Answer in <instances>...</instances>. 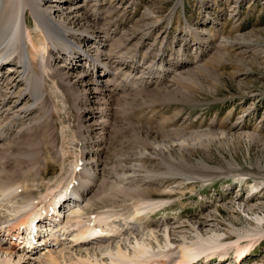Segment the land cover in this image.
<instances>
[{"label": "rangeland", "instance_id": "374dc122", "mask_svg": "<svg viewBox=\"0 0 264 264\" xmlns=\"http://www.w3.org/2000/svg\"><path fill=\"white\" fill-rule=\"evenodd\" d=\"M2 1L0 28L7 14L4 10L1 15ZM71 1L66 6L85 5L83 10L89 20L83 21L84 27H99L111 34L103 49L114 53L111 60L117 65L122 85L109 103H93L109 113L103 117L105 129L93 134L88 130L93 119L89 123L84 120V110L89 105L85 93L74 84H66L62 74L50 76L54 69L47 64L48 73L44 69L42 79L35 81L40 91L31 119L22 125L17 137L0 143V175L8 181L5 183L12 184L14 180L16 184L27 173L32 179L28 183L35 184L36 189L45 176L44 182L55 193L66 192L64 184H73L70 180L74 175L76 178L84 143L91 142L97 149L93 157L100 160V167L107 174L122 165L135 169L133 185L119 183V187L148 189L155 196L138 203L128 192L114 189L109 192L110 198H102L104 201L93 212H79L84 216L80 217L82 220L101 216L95 225L120 234L91 238L79 247L65 240L67 259L83 254L93 261L110 263L122 246L135 261L175 264L181 253L180 244L223 241L232 235V240L223 241L222 248L209 247L208 251L214 254L204 253L202 257L211 256L196 264H238V245L233 241L251 235L240 241L244 245L264 232V0ZM59 12H55L57 19ZM26 18L28 22L34 20L33 13L28 12ZM63 21L69 24V20ZM28 24L22 46L30 58V40L36 41L39 32L33 22ZM99 38L94 36L91 43L100 42ZM8 64L3 71L10 70ZM58 64L68 63L61 58ZM65 71L75 72L68 71V67ZM102 71L99 68L92 79L101 81L108 75ZM45 168L48 171L44 174ZM99 182L100 179L89 197H101L109 185L115 186L107 181L100 187ZM252 188H257L256 195H249ZM47 193L48 189H39L35 198L40 201ZM79 198L76 206L65 202L66 207L62 208L58 204L62 224H69L65 221L73 209L84 207L86 200ZM137 207L141 208L139 214L146 217L138 221L129 218L136 223L127 227L129 221L125 224L123 217L134 215ZM204 219H208V224L199 231L196 223ZM41 227L38 229L42 234L34 242L41 244L32 256L20 258L14 250L11 255L0 250V261L13 255L11 264H17L19 258L21 264H48L49 250L54 248L52 251L58 253L64 247L50 244V235L45 242L43 236L48 232ZM170 231L174 232L170 239L173 243L167 245ZM15 241L20 243L19 238ZM137 242L148 246L145 254L135 255V247L140 246ZM10 244L7 239L4 247ZM241 264H264V237Z\"/></svg>", "mask_w": 264, "mask_h": 264}, {"label": "bare ground", "instance_id": "6f19581e", "mask_svg": "<svg viewBox=\"0 0 264 264\" xmlns=\"http://www.w3.org/2000/svg\"><path fill=\"white\" fill-rule=\"evenodd\" d=\"M2 2H3V9L1 15H3L4 10L7 12V14L6 16L4 15L5 23L0 28V74H1L0 75V143L2 142L8 143L10 139L17 137L20 133H22V129H23L22 125L26 121L31 119V115L36 109L35 106L40 91V89L38 90V88L35 86L37 85V82L35 81L36 79L39 78L42 79L43 75L45 74L44 69H46L47 64L50 69L52 68L54 69L53 73L50 74V76L54 77L58 74H62V80H64L66 84H72V85L74 84V86L78 87L79 89L81 88L80 90L85 93L87 98V100L85 101H87L89 105L84 110L85 112L84 120L85 122L89 123L93 119V122L88 124L89 128L86 125L88 130L91 131L93 134L94 133L97 134L98 131H103L105 129L104 126L106 125V123L104 122L105 119H103V117H106L107 115H109V113L105 107L104 108L98 107L96 105L102 104L103 101L109 103L111 101L110 97L116 95L115 92L122 85L121 84L122 81L119 80L120 73L118 71L117 65H115L111 60V55H113L114 53L105 52V48L103 49V46L106 47L109 44L106 41L108 37H110L111 39L112 37L111 34L109 32H105L103 30L98 29L99 27H95L94 30H88L86 27H84V25H82L83 21L89 20V15L87 14L86 11L83 10V7L85 5L76 4L74 6H66V3L72 2L71 0L70 1L4 0ZM59 10H60L59 12L60 19H57L55 18V15H57L55 12ZM28 12L33 13L34 15V20L30 19L29 22H33L37 26L39 32L36 33V35L39 36V38H36V41L34 40L32 41V39L30 40V47H31L30 49L31 51L29 50L30 58H28L27 53L23 51V46H22L26 36L25 34L29 30V24H28L29 22L27 21L26 18ZM23 13H24V17H23ZM63 18L64 20H69V24H66L63 21ZM94 21L96 22V20ZM23 24H25L26 26H24ZM31 35L32 34L30 32L29 37H31ZM76 35L78 36V38H75ZM94 36H101V39L99 38L100 42L96 44L91 43ZM56 54L58 56H56ZM109 56H110V60H109ZM61 58H63V60L68 64L59 65L58 63L59 60H61ZM82 60H84V62H79ZM8 62H10V64H8L7 67H9L10 70L3 71V69L5 68L4 66ZM140 66L141 64L137 65L136 68L135 67L133 68H135V71L137 72ZM65 67H68V71H75V72L74 73L66 72ZM99 68H103L102 72L105 73L107 72L108 74L106 77L104 78L102 77L101 81H99L98 79L96 80L92 79L91 77L94 76L95 72H97ZM46 73H48L47 69H46ZM16 75L18 76L16 77ZM90 77L91 79H89ZM34 82L36 84H34ZM111 84L113 85V88H109ZM37 86H39V84ZM108 91H110L109 94L107 93ZM108 96L109 99L105 98ZM22 102L24 103L22 104ZM93 103H98V104L94 105ZM98 117H101V119L98 120ZM18 126L21 127L19 128ZM83 126L84 125H82V127ZM102 140L103 138L100 141ZM90 143L86 141V143H84V146L82 145L83 146L81 151L82 158L77 160V166H76L79 167V170L77 171L76 178L74 177L75 176L74 175L72 176L71 180L69 179L70 182L74 181L73 184L69 183V181L67 185L64 184L65 186H67L65 187V189L67 188L66 192L63 190L64 192L61 191V193L59 192L55 193L56 190L50 189V185L44 182L45 180V176H44L42 178V184L39 187V189L40 190L48 189V193L45 194L46 196H44V199L41 198L43 200L40 199L39 201V199L35 198V193L39 189H36L34 187L36 186L35 184L28 183L29 181L32 180L30 175L27 176L28 174L26 173L25 179L20 181V182H24L23 183L24 186L23 185L21 186L20 182L18 183L16 182L15 184V181L12 179H11L13 181L12 184L7 185L6 183H8V181L6 182L5 179H3L2 176L0 175V250L1 251L9 252V255L13 254L14 251H16L20 254V258L21 257L25 258L26 256H30L39 248L41 244V243L38 244L36 243L37 245H35L34 243L37 242L36 236L38 235L41 236L42 234L40 233L41 230L38 229V226L40 228H42L41 226H44L43 228H45L46 232L48 233L44 234L43 240H45V242H48L46 237L50 235L51 236V240L49 241L50 244H53L54 246L57 247L63 245L64 247L58 253L53 252L54 248L51 249L49 247L51 250H49L50 252L47 254V258H46V262L48 264H145L146 263V261L143 260L135 261V259L133 260V257L131 259V256L130 255L128 256V254L124 252L122 246L118 247V249L115 252L116 257L112 259L110 263L104 260L102 262H99L97 260L93 261L92 258H90L91 256L87 257V255L83 256V254L80 255L79 253H78L79 256L78 257L76 256L77 258H74L75 254L73 258L70 259L66 258L65 255L66 251L64 246L65 243L63 242L65 240L68 241L71 240L73 241V247H79L86 242H90L93 239H97L98 236L101 235L104 237H111L113 235L115 236L120 234V233L117 234L112 233L111 231H113V229L104 230L103 228L101 230L99 225L97 224L95 225L94 222L95 221L97 222L98 219L101 218V216L96 218H89L87 220L86 219L82 220L80 219V217L83 218L84 216L82 217L79 214V212L81 211L82 212L87 211L88 213L93 212L94 209H96L97 207L99 208V206L96 207V205L101 200H103L102 198L104 199L110 198L109 196L112 194H110L109 192H113L114 189H120L122 191L128 192L131 198H137L136 200L138 203L143 202L144 200H149V201L153 200L155 196L154 194L155 192H150L148 191V189H146L147 191H145L142 189H138L137 187H135V189L127 187L128 186L127 184L133 181L132 180L134 176L133 171L135 169L132 166H126L121 164L122 166H120L117 170L113 169L112 174H107L105 172V169L100 167L101 165L100 160H96L95 158L96 156L93 157L97 152L96 151L97 149H95L93 144L90 145ZM0 146L2 145L0 144ZM100 149L101 148H98L99 152L101 151ZM87 156H89V158H86ZM92 159L94 161H97V163L96 162L93 163ZM47 171H48L47 168H45L44 174ZM84 172H86V174ZM22 175L25 176V174ZM105 175L108 176V178H106ZM99 179H100L99 182L100 187L102 183L105 182L107 183V181H109V183H111L112 181V183L115 186L109 185L105 190H103L101 194L102 196L100 195L101 197H96V196L89 197L90 196L89 194L93 191ZM105 179L108 180L106 181ZM240 181L242 182V180ZM119 183L127 186L119 187L117 185ZM243 186L244 184H242V187ZM61 187L64 188L63 186ZM19 188H23V189H19ZM81 188L83 189L82 192H81ZM256 189L257 188H252L249 195L252 196L256 195V191H255ZM161 193H166V192L161 191ZM80 196L84 200H86L84 207H78V209H73L72 210L73 214L71 215L70 213L69 215H67V220L65 221L66 223L69 224L68 225L62 224L61 218H58V215L61 214L60 213L61 210L57 209L58 204H60L62 208L66 207L65 202H67V204L69 205L73 203L74 204L73 206H76L80 201L79 198ZM170 206L171 204L165 206L160 210H164ZM140 211L141 208L137 207L136 213L134 215L132 214L131 216L128 215V217L127 216L125 218L123 217V220L124 219L126 220L125 224H127L129 218L136 219L137 221L145 219L146 216L139 214ZM260 220L263 219L261 218ZM70 222L72 224H70ZM131 223H136V222H134V220L129 221L127 227H129ZM205 224L206 225L208 224V219L200 220L199 222L196 223V225H199V231H203V225ZM72 226L76 228L74 231L69 230V229H73ZM31 227H33V229H31ZM24 229L26 230L27 233L25 234V236H23ZM103 232L104 233L106 232V234H104ZM172 235H174L173 231H170L169 235L168 234L166 235L168 240L167 245H169V243H173L172 241H170ZM250 236L251 235L246 234L244 236H241L239 239L233 241L236 242V244L238 245L235 254L236 257L235 262H237L238 264H241L243 259H245L251 253V248L256 243H258L261 240V238L264 237V232L263 233L260 232L258 236L254 237L253 239H248L244 245H240V241L243 238H249ZM17 238L20 239V243H17L15 241V239ZM7 239H10L11 244L9 246L4 247L5 241ZM226 239L232 240L233 237L232 235H229L228 238H225V240L223 239V241H226ZM223 241L222 239L221 240L217 239L216 241H212V240L207 242H205V240L202 242L199 241L194 245H190L187 243L180 244L179 247L181 248L180 251L181 253L179 258L175 261V264H196L203 259H207V257L211 255H207L206 257H202V255L207 252L209 254H214V251L209 252L208 250H210V248L212 250L219 249L220 247L222 248L223 246L222 243H225ZM137 243L140 244V246L135 247L134 249L135 255L140 256L145 254L147 252L148 246H146L145 243H141V242H137ZM212 243L214 244L210 245ZM69 245L71 246V244ZM12 256H9V258L2 259L0 261L1 264H11V262L13 261ZM60 257L63 258V261L60 259ZM20 258L17 264L20 263ZM160 262H162V264H166L165 261H160ZM147 264H151V262Z\"/></svg>", "mask_w": 264, "mask_h": 264}]
</instances>
